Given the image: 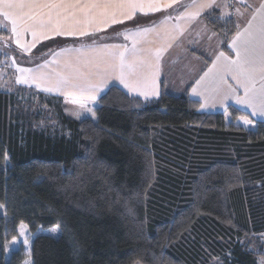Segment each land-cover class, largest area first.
Masks as SVG:
<instances>
[{
    "label": "trees",
    "instance_id": "1",
    "mask_svg": "<svg viewBox=\"0 0 264 264\" xmlns=\"http://www.w3.org/2000/svg\"><path fill=\"white\" fill-rule=\"evenodd\" d=\"M203 17L232 53L237 19ZM98 102L77 118L35 84L0 89V264L27 258L23 245L6 254L21 223L60 229L35 235L32 264H264L263 119L227 123L188 89L142 97L113 84Z\"/></svg>",
    "mask_w": 264,
    "mask_h": 264
},
{
    "label": "crops",
    "instance_id": "2",
    "mask_svg": "<svg viewBox=\"0 0 264 264\" xmlns=\"http://www.w3.org/2000/svg\"><path fill=\"white\" fill-rule=\"evenodd\" d=\"M36 2L42 3L44 0ZM82 2L86 3L88 0ZM138 2L146 6L144 13L138 10L131 19L118 16L117 19L123 20V23H109V26H106L100 21L91 25L62 22L61 30H83L87 33L84 35L86 39L71 45L65 42L56 49L41 52H35L36 46L51 38L76 40L84 36L57 35L48 27L38 28L35 41L31 32L21 33L20 44L31 49L24 51L16 43V36L10 30H3L5 26L10 29L11 25L0 15V89H10L16 83L25 84L17 82L19 77H23L28 80L26 85L35 84L43 91L63 96L66 112L77 118L95 117V109L99 105L98 97L104 89L113 84L121 85L128 94L142 97H158L163 90L182 92L188 89L189 94L199 100L209 92L216 104L199 109L224 111L227 123L233 122L250 129L256 125L254 119L264 120V98L261 97L262 81L259 73L254 76L255 91H252L250 86L249 95L243 97V86L239 89L240 96L249 101L245 104L238 101L235 103L237 95L234 92L238 88L235 90L234 87H238V84L234 82L235 74L226 71L233 67L231 61L237 59V49L248 38V33H256L264 25V10H261L264 0ZM147 5H154L159 10L149 12ZM213 7L218 8L222 16H234L239 23L236 33L229 41L232 53L222 49L219 34L203 17V13ZM5 10L4 2L0 0V13ZM95 28L100 31H94ZM237 33L241 35L238 37ZM46 36L48 38H45ZM234 41L236 47H233ZM200 42L203 48L195 46ZM33 43L35 47H31ZM205 48L211 51L212 56L210 63L203 70L206 57L203 61L202 50ZM221 53L224 55L220 56ZM213 65L224 70V76H216V66ZM21 68L30 71L21 72ZM218 83L222 84L221 88L215 89L214 86ZM207 84L211 86L203 89ZM225 92L226 99L223 98ZM230 104H236L249 111L253 120L246 124L244 117L233 119L225 109V106L228 108ZM73 107L78 111L85 110L86 113L77 114Z\"/></svg>",
    "mask_w": 264,
    "mask_h": 264
},
{
    "label": "snow or ice",
    "instance_id": "3",
    "mask_svg": "<svg viewBox=\"0 0 264 264\" xmlns=\"http://www.w3.org/2000/svg\"><path fill=\"white\" fill-rule=\"evenodd\" d=\"M3 2L6 10L0 15L11 25L10 29L5 26L3 30H10L17 37L16 43L24 51H30L31 49L20 44L19 37L22 32H31L34 41L37 39V29L45 27L50 28L57 35L84 36L87 33L83 30H61L62 22L72 21L74 25H91L96 21H100L109 26V23H123V20L117 19L118 16H123L124 19H131L138 10L144 13L146 7L143 3H139L138 0H88L86 3L82 2V0H44L42 3H37L36 0H3ZM207 6L211 7V5ZM25 9H28V11H25ZM124 9H127V11H124ZM147 9L149 12L159 10L154 5H147ZM261 10H264V5H261ZM253 19H255V16H253ZM94 31H100V29L95 28ZM240 35V33H237L238 37ZM45 38L48 37L46 36ZM31 47H35V43ZM233 47H236L235 41L233 42ZM120 55L121 67H123V54L121 53ZM223 55V53L220 54V56ZM236 57V60L231 61L233 67L226 69V71H231L235 74L234 78L237 84L244 88L245 97L250 93V86L251 90L255 91L254 76L259 73L262 81L260 88L261 97L264 98V25L256 33H248V38L237 49ZM19 71L30 70L21 68ZM17 82L27 84L28 80L19 77ZM92 99H95V97H92ZM237 100L239 103H249L247 98L241 100L238 97ZM244 123L248 124L250 121L245 120ZM3 211V206H0V214Z\"/></svg>",
    "mask_w": 264,
    "mask_h": 264
},
{
    "label": "rangeland",
    "instance_id": "4",
    "mask_svg": "<svg viewBox=\"0 0 264 264\" xmlns=\"http://www.w3.org/2000/svg\"><path fill=\"white\" fill-rule=\"evenodd\" d=\"M190 39V38H189ZM210 40H212V39H210ZM1 42V41H0ZM211 42V41H210ZM222 42V41H221ZM213 43V42H212ZM195 46H197V47H201V48H203L202 47V44H201V42L200 43H198L197 45H195ZM221 46H222V43H221ZM223 49V48H222ZM224 50V49H223ZM225 51V50H224ZM202 52H203V61H205V56L206 55H208V56H212V53H211V51H208L207 50V48H205L204 50H202ZM211 58V57H210ZM216 66V65H215ZM206 68V66H205V64H204V66H203V70ZM9 72H11V70H9ZM224 74H225V72H224V70H221V69H219L218 68V66H216V73H215V75L216 76H218V77H222V75L224 76ZM214 75V76H215ZM234 82H236V79L234 78ZM237 84V83H236ZM221 83H218V85L217 86H214V88L215 89H220L221 88ZM211 85L210 84H207L206 85V87H204L203 89H206V88H208V87H210ZM213 86V85H212ZM236 86V85H235ZM242 86L241 85H239L238 84V87H234V89L236 90V88H238L234 93L237 95V96H235V97H239L241 100L242 99H244L243 97H245V96H240V88H241ZM214 89V90H215ZM239 90V91H238ZM203 99H200L199 101H200V105H199V108H202V107H211V106H213V103H215L216 104V101L214 100V98L209 94V92H207L206 94H204L203 96H201ZM224 99H226L227 98V92H225V97H223ZM237 98H236V101H235V103L238 101L237 100ZM238 103V102H237ZM251 103H254V102H251ZM234 105H236V104H234ZM240 105V104H239ZM238 106V105H237ZM227 106H225V109H227L226 110V112H228V113H230V111H229V109L228 108H226ZM240 107V106H239ZM74 109L77 111V114H79V113H81V112H83V115L86 113V111L85 110H83V111H78V109L76 108V107H73V111H74ZM90 112H92V110H90ZM240 117H244L245 118V120H249V121H251V120H253V118L251 117V116H244V115H241ZM255 117H257V116H255ZM0 206H3V213H5L6 212V208H5V206L3 205V204H0ZM59 227L56 225V226H53V227H51V228H39L38 230H37V232H32V231H30V229H29V227H28V225L26 224V223H21L20 225H19V233H18V235L17 236H15V237H12L11 239H9L7 242H6V254L8 255L13 249H15V248H17V247H19L20 245H23L24 247H25V249H26V251L28 252V256H27V258L25 259V261L22 263V264H32V259H31V245H32V240H33V238L35 237V235L37 234V233H40V232H48V233H51V234H57L58 232H59ZM261 236H262V238H263V240H264V232H262L261 233ZM26 241V242H25ZM263 249H264V247H263ZM134 264H142L141 262H136V263H134Z\"/></svg>",
    "mask_w": 264,
    "mask_h": 264
}]
</instances>
